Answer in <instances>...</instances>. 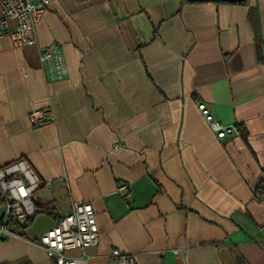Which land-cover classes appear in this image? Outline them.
<instances>
[{"label": "crops", "instance_id": "crops-1", "mask_svg": "<svg viewBox=\"0 0 264 264\" xmlns=\"http://www.w3.org/2000/svg\"><path fill=\"white\" fill-rule=\"evenodd\" d=\"M36 35L67 75L0 37V164L49 184L0 264H54L38 238L76 201L100 239L67 255L89 264H264V0H48ZM200 104L234 133L218 139ZM33 110L54 119L33 127Z\"/></svg>", "mask_w": 264, "mask_h": 264}, {"label": "built area", "instance_id": "built-area-1", "mask_svg": "<svg viewBox=\"0 0 264 264\" xmlns=\"http://www.w3.org/2000/svg\"><path fill=\"white\" fill-rule=\"evenodd\" d=\"M48 0H0V37L7 35L16 48L36 46L38 58L49 81L62 80L67 75L66 65L60 46L52 43L38 46L36 24L46 10ZM198 108L210 129L218 139L231 136L234 129L214 119L203 104ZM33 127L52 122L51 110H33L28 114ZM120 147L115 144L114 148ZM44 184L24 158L8 164H0V204L3 214L0 218V239L20 238V233L12 231L16 226H25L37 215L36 201ZM126 192V186L119 188ZM264 202V193L259 196ZM99 231L94 210L89 202L72 203L69 212L61 214L51 229L41 234L38 245L43 248L54 264H89L83 256H70L72 250H85L99 243ZM107 264H137L133 256L112 250Z\"/></svg>", "mask_w": 264, "mask_h": 264}, {"label": "water", "instance_id": "water-1", "mask_svg": "<svg viewBox=\"0 0 264 264\" xmlns=\"http://www.w3.org/2000/svg\"><path fill=\"white\" fill-rule=\"evenodd\" d=\"M188 3H230V4H241L245 0H186Z\"/></svg>", "mask_w": 264, "mask_h": 264}, {"label": "trees", "instance_id": "trees-1", "mask_svg": "<svg viewBox=\"0 0 264 264\" xmlns=\"http://www.w3.org/2000/svg\"><path fill=\"white\" fill-rule=\"evenodd\" d=\"M182 2H187L186 0H182ZM262 193H264V190H262V191H260L259 192V194H262ZM46 211H48L47 209H46ZM42 212V210L41 209H39V208H37V214H39V213H41ZM50 214H53L52 212H49ZM33 219V218H32ZM32 219H30L29 221H28V223H27V225H25V226H16V229L18 230V231H22V230H24V229H26L27 227H28V225L32 222Z\"/></svg>", "mask_w": 264, "mask_h": 264}, {"label": "rangeland", "instance_id": "rangeland-1", "mask_svg": "<svg viewBox=\"0 0 264 264\" xmlns=\"http://www.w3.org/2000/svg\"><path fill=\"white\" fill-rule=\"evenodd\" d=\"M1 210H2V209H1V207H0V212H1Z\"/></svg>", "mask_w": 264, "mask_h": 264}]
</instances>
